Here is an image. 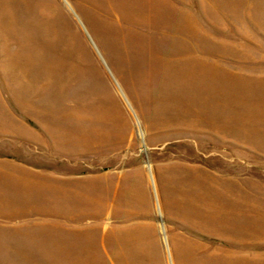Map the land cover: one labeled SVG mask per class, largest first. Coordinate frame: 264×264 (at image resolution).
I'll return each mask as SVG.
<instances>
[{
  "label": "rangeland",
  "instance_id": "1",
  "mask_svg": "<svg viewBox=\"0 0 264 264\" xmlns=\"http://www.w3.org/2000/svg\"><path fill=\"white\" fill-rule=\"evenodd\" d=\"M123 1L0 0V264H264V0Z\"/></svg>",
  "mask_w": 264,
  "mask_h": 264
},
{
  "label": "bare ground",
  "instance_id": "2",
  "mask_svg": "<svg viewBox=\"0 0 264 264\" xmlns=\"http://www.w3.org/2000/svg\"><path fill=\"white\" fill-rule=\"evenodd\" d=\"M121 3L124 4L125 8H134V5L136 3H138L139 4L138 8L145 9V7L141 6V3L139 1L125 0V1H123ZM118 19L121 21V16L120 15H119ZM123 21H124L125 25L127 23V24H130V25L134 26L135 28L139 27V25H137V18L135 16L129 17V16L124 14ZM114 30H115V34L110 29L104 28V27H101V26L98 25L97 28L94 29V34H95L96 38L101 41L103 46L105 45L106 47L110 48L111 50L116 49L115 51L117 52V54H115L113 56L111 61L114 63L115 66H116V62L119 63L120 68L116 69L117 73L119 75H121V74L126 75L124 78L122 77L121 80L123 81L124 84H126V86L129 88L130 91H135L138 88L136 86V85L139 84L137 82L138 79H136L134 77V74L130 70L131 69V63L126 62L124 60H121L123 58V56L122 57L119 56V53L121 55H123V52H120L118 50L119 46L121 45V43H120V35L117 34V32L119 30H116V29H114ZM64 35L65 34L63 32H61V31L56 32L57 38H61V37L63 38ZM128 37H129V39H132L130 36H128ZM137 38L141 40L143 37L142 38L141 37H137ZM86 61L88 62V60H86ZM62 62H64V60H62ZM98 70L100 71V69H98ZM85 71H87L88 74L92 73V72H96V70H94L93 67L89 65V62H88V66L85 65ZM95 79H96V77H95ZM150 173H151L150 175H152V169L150 170ZM190 180H192V179H190Z\"/></svg>",
  "mask_w": 264,
  "mask_h": 264
}]
</instances>
